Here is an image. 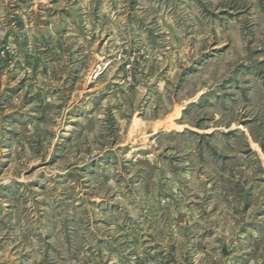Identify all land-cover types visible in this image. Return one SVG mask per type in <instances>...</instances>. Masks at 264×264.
I'll return each instance as SVG.
<instances>
[{"label": "rangeland", "instance_id": "obj_1", "mask_svg": "<svg viewBox=\"0 0 264 264\" xmlns=\"http://www.w3.org/2000/svg\"><path fill=\"white\" fill-rule=\"evenodd\" d=\"M0 264H264V0H0Z\"/></svg>", "mask_w": 264, "mask_h": 264}]
</instances>
